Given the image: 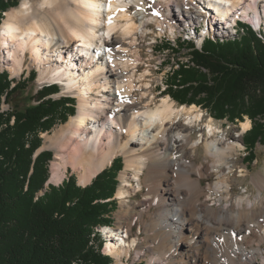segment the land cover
I'll return each instance as SVG.
<instances>
[{"label":"bare ground","instance_id":"1","mask_svg":"<svg viewBox=\"0 0 264 264\" xmlns=\"http://www.w3.org/2000/svg\"><path fill=\"white\" fill-rule=\"evenodd\" d=\"M171 3H174V10H180L179 15L183 17L179 19L182 20L187 19V13H193L191 7L203 9L201 15L204 17L199 26L206 28L204 34L199 33L198 27L192 32L190 23L183 31L182 28L178 30L175 18L171 20L168 16ZM151 4L167 7L164 23L156 17L147 18ZM131 6L136 8L133 14L129 10ZM153 21L168 35L179 32L180 36L184 32L189 37L202 36L201 40L217 39V33L223 40L233 30L240 36L245 33L240 25L248 24L264 40L261 33L264 30V0H23L18 8L6 13L0 25V59H7L12 75L20 76L24 72L27 54L31 53V61L40 69V80L49 75L53 76L49 79L52 81L56 75L61 83L68 81L65 85H75L68 90L79 92L78 114L48 138L51 147L57 150L49 184L62 182L71 167L79 173L80 184L86 186L122 154L126 167L121 174L122 185L118 188L117 199L126 201L134 192L148 188L152 202L150 199L146 211L150 212L154 204L164 210L150 225L154 228L164 226L166 231L162 237L172 240L168 246L162 243V250L158 251L163 253L165 260L171 263L173 260L174 264L214 261L216 255L212 259L210 250L215 240L210 233L217 228L223 231L219 237L223 263L234 264L239 258L255 257L260 253L259 245L248 248L235 239V234L245 231L243 227L253 220L260 221L258 214L261 215L262 210L254 211L256 204L249 197L240 198L236 203L228 198L217 201L215 198L212 203L211 195L206 194L207 189L201 182L205 176L215 174L219 181L208 189L215 194L229 190L226 175L233 171L231 163L244 146L241 138L229 137L214 126L213 120L205 126L209 132L204 134L201 128L204 113L196 106L177 108L170 95L162 97L160 104L156 103L160 96L156 95L151 80L154 73L150 65L140 72L142 54L135 48L139 45V35L145 36L147 24ZM75 47L76 54L72 52ZM102 47L109 51V61L92 56L94 48L100 52ZM70 48V52L66 51ZM77 66L84 69L82 73L75 71ZM241 127L244 133L251 129L250 120L243 122ZM197 128L198 140L194 139ZM201 143L210 160L200 165L194 161V156ZM133 180L138 181L136 187ZM184 191L190 196L189 203H186ZM262 195L263 191L257 204L264 211ZM223 200L226 203L221 209L212 207ZM233 204L235 211L231 207ZM113 230L104 229L110 238L105 250L120 262L135 240L129 241L128 229L124 230L125 236ZM180 250L182 255L174 260ZM141 255L138 257L142 258ZM152 263L167 264L163 261Z\"/></svg>","mask_w":264,"mask_h":264},{"label":"trees","instance_id":"2","mask_svg":"<svg viewBox=\"0 0 264 264\" xmlns=\"http://www.w3.org/2000/svg\"><path fill=\"white\" fill-rule=\"evenodd\" d=\"M21 1L0 0V24ZM253 31L206 39L200 48L179 40L193 65L177 63L167 88L180 104L205 106L216 119L238 123L249 117L253 125L244 137L249 163L264 144V40ZM35 75L22 82L0 74V110L2 103H14L11 113L0 111V264H112L95 244L101 247L102 231L113 225L123 160L116 158L86 187L74 177L48 184L54 154L37 155L42 135L75 116L76 103L53 98L57 86H44L34 104H16Z\"/></svg>","mask_w":264,"mask_h":264},{"label":"rangeland","instance_id":"3","mask_svg":"<svg viewBox=\"0 0 264 264\" xmlns=\"http://www.w3.org/2000/svg\"><path fill=\"white\" fill-rule=\"evenodd\" d=\"M22 2H23V0L21 1L20 5L22 4ZM171 5H172L170 7L171 10L168 12V16L171 20L175 18L174 24L178 28H180V29L182 28V31H183V28L186 27L188 23H190L189 29H191L192 32H195V27H198L199 33L204 34L206 28L204 26H202L200 28V26H199V23L203 20V17H204V14H203V16L201 15L202 12L204 13L203 9H201V8L197 9V8L191 7L194 14L193 13H187V17L185 16L187 19L185 20L183 18V20H182V19H179L180 17H183L182 15L181 16L179 15L180 10L179 11L176 9L174 10V3H171ZM19 6H17L16 8H18ZM134 7L135 6H131L129 9L131 14H133L134 11L136 10V8H134ZM166 8L167 7H165V6L161 7V6H158L155 4H151V6H150L151 11H148L146 13L147 18L156 17L159 21L164 23L165 19H166V16L164 14L166 11ZM13 9H15V8H13ZM13 9H10L9 11H11ZM9 11H7V12H9ZM197 14L199 16H196ZM5 17H6V13L4 14V18ZM191 17H193V18H191ZM134 20H135V18H134ZM3 21H4V19H3ZM3 21H2V23H3ZM135 21H136V23L140 24V21L138 19H136ZM147 25H148L147 26V30H148L147 34L145 36L139 35V45L136 46L135 48H138V50L140 51V54H142V56H141L142 62H140L141 65L139 64L140 72H144V70L148 67V65H150V68H152V71L154 73L152 75H154V76H152L151 80L153 83L154 91H155L156 95L160 96L156 100V103L160 104L162 101L161 100L162 97L169 96V94H168L169 90L167 88H168V84L171 82L173 71L178 68L177 63L181 62V63L193 65V62L191 61V57L189 55V50L186 47H183L180 49V45L177 43L179 41V37L181 38L182 42L186 41L185 42L186 45H188V42L194 40V41H196V43L199 47H201L205 38H203L201 40L202 36H200V38L189 37V36H186V34L184 32L181 33L180 36L178 35L179 32L174 33V34L170 33L168 35V34H166V31H163L159 28V26L157 25V23L155 21L148 23ZM240 26L242 28L244 27L245 32L249 29H251L253 31V28L249 27L248 24L247 25L241 24ZM258 27H261V26H258ZM209 31H211L212 34L214 32V31H212V29H209ZM253 32H255V31H253ZM211 33H210V36H212ZM234 33H236L234 30L229 32L228 34H226V37H223V40L236 38L237 37L236 35L238 32L236 34H234ZM240 33H242V31H240ZM255 33H256L257 37L260 39L257 32H255ZM261 33L264 35V30H262ZM215 36L217 37V39H219V38L222 39L221 37H219L218 33ZM186 37L191 38L193 40L187 39ZM75 49L76 50L72 51L74 54H76L78 52L76 47H75ZM175 50H178L179 53H176ZM66 51L70 52L71 48L67 49ZM30 55H31V53H29L27 58H26V66H25L24 72L20 76H15V77L12 75V73L10 71V68H9L10 64L6 62L7 59H6V61H5V58L0 59V66L2 65L0 67V74L3 72H8L10 75V78L15 79L16 81H22L23 82L24 80L30 78L31 73H33V71H34V73L37 72L35 75V77H36L35 80L27 82L26 90L21 91L15 97V103L20 104L22 108L27 107V106L35 103L33 98L38 93V91L40 89H42L44 84H46L47 82H52V83L54 82L53 80L52 81L49 80L50 78L53 77V76H49V75L46 77L45 80H43V81L40 80V76H41L40 69H39L37 64H34L31 61V59L29 57ZM92 56L95 57V54H93ZM101 56L104 58H107V60L109 61L110 55L108 52L103 53ZM6 57H7V55H6ZM160 65H162V66H160ZM77 67H75L76 68L75 71H77L78 74L82 73L81 71H83L84 69L79 67V66H77ZM55 71L56 70H54L52 72V74ZM77 82H80V78L79 79L77 78ZM69 94H71V90L63 89V90H59V93L54 95L53 98L58 99L62 96H66ZM172 101H174L177 108L181 107V106H196V107H198L199 110H201L204 113V115H205V117L203 119L204 122L202 121V124H201L202 125L201 128H202L204 134H205V132H206V134H207V132H209V129L207 127L205 128V126L207 125L209 120H213V124L215 127L221 128V130H223L226 134L227 133L229 134V137H237L238 139L241 138L240 142L244 145V137H245L246 133L251 129H249L247 132L244 133L243 129L241 127V124L243 122H245L246 120H250L251 125H253L251 119L247 116L245 117L243 122L232 123L226 119L225 120L216 119L215 117H213L212 113L205 106H201L198 104H180L179 102H177L173 98H172ZM75 103H76V101H75ZM77 103L79 105V101ZM77 103H76V114H75V116L78 114ZM12 107H14V103H9V104L2 103V109L4 111H8L11 113L13 111ZM260 119H262V118H260ZM69 120H70V118H69ZM68 121L66 123L58 124L52 131L44 133L42 135L44 142H43V146L41 148L44 149V151H52L54 154L53 160L50 163V172L51 173H52L53 162L55 160V157L57 156V150L54 149L53 147H51V142L48 141V138L52 137L61 127L65 126L68 123ZM261 121H263V120H261ZM182 122H185L184 119H182ZM198 131H199V129L197 128L196 131L194 132V139H197V140L199 139V136H200ZM256 151L257 152H256L255 156H257V160H255L253 163H249L248 160H249L250 156L247 153L246 146L244 145L242 150L240 151L239 155L231 163V165L233 166V171H231V172L229 171L226 175L227 178H229L228 184L230 185V188L228 191H224V193L215 194L214 191L208 189L209 186L214 187L219 181V178L215 174H209V175L205 176L201 181L202 185L204 187H206V189H207L206 194L211 195V198H212L211 202L212 203L215 202L214 201L215 198H216V201H217V199L228 198L230 202L236 203L238 201V199H240V198L249 197L251 199V201L256 204L255 205L256 209L254 208V211L255 210H257V211L262 210V212H261L262 214L261 215H259L260 213L258 214L261 222L258 221V218H257V220H253L251 222V224H249V225L243 224V225H246L243 227L246 230L245 231L241 230V232L239 231L237 234H235L236 236L234 235L236 237L235 239H237V240L239 239L246 246H248V248L250 246L256 247L259 245V247L261 248L260 253L258 255H256L255 257H250V258L247 257L244 259L239 258V260L237 259L234 262V264L235 263L236 264H240V263H242V264H264V234H263L264 219L261 218L264 216L263 215L264 211L262 209L263 207H261V205L257 204L258 198H259L262 191H263L262 196L264 197V144H259L257 146ZM116 158H122V160H123V170L120 172L119 177H118V179H119V186L118 187L120 188V186L122 185L121 174L125 170L126 160H125L124 155H122V154L118 155ZM209 160H210V158L207 159L205 145L202 143L199 144L197 147L195 156H194V161L197 164L201 165L204 163L207 164V162ZM113 161H112V163H113ZM111 164L107 165L106 168H109L111 166ZM106 168H104L102 171H104ZM102 171H100L95 176V178ZM129 174L132 175L133 172L131 171V172H129ZM70 177L76 178L78 185L84 186V185L80 184L79 173L75 172L71 167H69V171L66 173L65 178L63 179L62 182H60V183L50 182V184L55 185V186H59L60 184H62L64 182V180H66ZM142 177H144V175ZM92 181L89 184H91ZM133 181H136V180H133ZM133 184H134L133 186L136 187V185L138 184V181L133 182ZM184 193L186 194V197H185L186 203H187V201L189 203L190 196L186 191H184ZM116 195H117V193H116ZM150 197H151L150 191L146 187H143L142 190H139L136 193L134 192L132 194V196H130L126 199V201H122L119 198L117 199V196H115V199L118 201V207L112 215L113 225L111 228L112 229L114 228V230H113L114 232H117L119 230V232L122 234H124L123 232L125 229L130 230L129 231L130 233L128 236L129 241L133 242L135 240V242H134L135 244H134V246L128 247V253L126 254V256L123 257V260L121 259L120 262L117 261V259L113 255H111V256L108 255L109 257H111L113 259L112 264H151V262H156V261H158V262L163 261L167 264H174L173 260H172V263L168 259L165 260L163 258V255H162L163 253L158 252V251L162 250V246H161L162 243L165 242L167 244L166 246H168V244L172 243V240L169 238L162 237L161 234L166 231L163 228L164 226L162 228L161 227L154 228V226L152 227L150 225L154 219H156L159 215H161L164 212V210L162 209V207L159 204L151 205V209H150L151 211L150 212L146 211L147 207L150 205V202H149L151 199ZM225 201L223 200L221 202H218V203H216V205L214 204L212 207L216 208L217 210L221 209L222 206H224V204L226 203ZM151 202H152V199H151ZM184 205H185V203H184ZM231 207L234 208L233 211L236 210V207L234 204ZM126 211L128 212L127 216H125ZM187 213L190 214V212H187ZM252 223L255 224L256 226H254L252 230H249L251 225H253ZM139 227H142V228L140 229ZM259 229H261V230H259ZM218 230H219V228L213 230L210 233L211 238H213L215 240L213 243L214 245H212V248L214 251L210 250V253L212 256L211 258L213 259L214 255H216V257H214V259H213L214 261H212V262L209 261V262H206L205 264H225V263H223L224 259L221 256L223 253H222V249H221V245H220L221 241L219 240V237L222 236L220 234H222L223 231H221V230L218 231ZM105 231L107 232L108 230H105ZM169 232H170V230H169ZM204 232H206V231H204ZM105 235L109 236L108 234L105 233L103 235L104 240L106 238ZM124 236H125V234H124ZM109 240H110V238H109ZM111 241H113V240H111ZM107 243L104 244V241H103L101 247H99L100 246L99 242H96L95 245H97V247L99 249L101 248V252L103 253V251L106 252L105 247H106ZM103 244H104V248H103ZM217 245L218 246L220 245V247H217ZM151 246H153V247H151ZM141 253H142V255H141ZM182 253H183V251L180 250L176 254V256H174V260L177 259L178 257H180L182 255ZM218 253H219V255H218ZM140 255L142 256V258L138 257ZM218 257H220V258H218ZM219 261H221V262H219ZM243 262H245V263H243ZM188 263L190 264L191 261H189ZM227 263L232 264L230 262H226V264ZM152 264H158V263H152Z\"/></svg>","mask_w":264,"mask_h":264},{"label":"water","instance_id":"4","mask_svg":"<svg viewBox=\"0 0 264 264\" xmlns=\"http://www.w3.org/2000/svg\"><path fill=\"white\" fill-rule=\"evenodd\" d=\"M44 151V149H40L38 152H37V155L39 154V153H41V152H43ZM84 187H86V186H84Z\"/></svg>","mask_w":264,"mask_h":264},{"label":"built area","instance_id":"5","mask_svg":"<svg viewBox=\"0 0 264 264\" xmlns=\"http://www.w3.org/2000/svg\"><path fill=\"white\" fill-rule=\"evenodd\" d=\"M0 111H2V112H3L4 110H3V109H1Z\"/></svg>","mask_w":264,"mask_h":264}]
</instances>
